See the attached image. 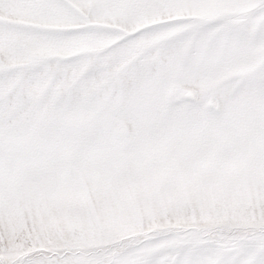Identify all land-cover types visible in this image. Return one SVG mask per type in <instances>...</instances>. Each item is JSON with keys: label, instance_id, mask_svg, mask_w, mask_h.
I'll return each instance as SVG.
<instances>
[{"label": "snow or ice", "instance_id": "6c2138e0", "mask_svg": "<svg viewBox=\"0 0 264 264\" xmlns=\"http://www.w3.org/2000/svg\"><path fill=\"white\" fill-rule=\"evenodd\" d=\"M0 264H264V0H0Z\"/></svg>", "mask_w": 264, "mask_h": 264}]
</instances>
